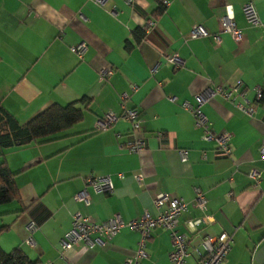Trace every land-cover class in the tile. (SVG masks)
Wrapping results in <instances>:
<instances>
[{
  "label": "crops",
  "instance_id": "1",
  "mask_svg": "<svg viewBox=\"0 0 264 264\" xmlns=\"http://www.w3.org/2000/svg\"><path fill=\"white\" fill-rule=\"evenodd\" d=\"M248 1L257 23L241 10ZM160 2V12H154ZM224 5L242 32L239 42L226 33H220L219 43L212 40ZM150 17L155 24L144 32ZM195 24L206 34L189 37ZM78 41L87 45L82 57L69 49ZM166 55H176L177 64L165 62ZM106 67L111 71L100 78ZM237 79L238 91L253 104L251 115L219 93L200 106L210 127L231 134L230 152L218 156L212 142L200 139L202 128L182 101L195 104L196 94L229 88ZM121 92L126 96L119 102ZM69 101L79 102L80 121L48 140L10 146L0 155L19 194L18 201L0 205V249L18 247L40 264H125L138 239L125 226L103 247L76 241L62 249L72 214L87 213L95 221L113 212L124 219L144 211L154 216V193L167 191L189 209L179 230L188 231L186 220L194 216L212 217L189 231L190 243L224 230L231 240L220 264H264V159L258 153L264 140V0H0L1 106L24 122L51 102ZM133 107L142 118L141 150L124 149L129 123L123 118L91 129L107 111ZM181 147L188 148L184 161L177 153ZM250 169L259 173L256 183L247 175ZM87 173L109 175L112 190L89 191L85 207L72 195L83 188ZM195 189L205 198L204 211L194 206ZM30 221L31 244L25 242ZM190 243L184 264H196ZM170 244L167 230L154 227L137 264H165Z\"/></svg>",
  "mask_w": 264,
  "mask_h": 264
},
{
  "label": "built area",
  "instance_id": "2",
  "mask_svg": "<svg viewBox=\"0 0 264 264\" xmlns=\"http://www.w3.org/2000/svg\"><path fill=\"white\" fill-rule=\"evenodd\" d=\"M101 3L103 0H95ZM130 1V0H126ZM241 10L246 19L252 23H257L258 17L256 15L253 4L248 1L242 4ZM218 30L211 34L214 43H219L220 33H226L234 42H239L242 38L241 30L235 25L231 10L228 5H224L217 15ZM155 24L153 18H148L143 25V31L148 32ZM206 34L200 25H193L189 32V37H197ZM86 43L78 41L69 46L70 51L78 57H82L86 50ZM164 61L168 63L177 64L178 58L176 55H166ZM158 62L150 67V73L156 70ZM111 71V68L106 67L99 70L100 78ZM240 80L237 79L235 84L229 88H222L216 86L213 89H205L196 94L197 102L195 104L189 103L187 100L182 101V107L186 109L193 117L194 124L202 128L200 139L204 142L213 144V152L215 155H227L230 152L228 146V139L230 132L226 130L215 131L209 126L207 117L201 110V103L208 97L215 93L221 94L226 100L232 102L234 106L241 112L251 115L254 111L253 104L249 103L244 97L243 92H239L237 87ZM136 85H130V89L134 90ZM126 96L125 92L118 94V101ZM241 97V100H236V97ZM255 96L257 99L261 97V88L255 87ZM117 118H123L129 123V137L123 144L124 149L131 152L141 150L145 141L140 135V127L142 118L139 116L136 108H124L120 113L107 111L102 118H96L92 122V130H102L109 127ZM177 153L181 161L186 160L188 148H178ZM258 153L264 159V140L261 141L258 147ZM247 175L256 183L259 173L256 169H250ZM140 174H136L139 179ZM112 190V184L109 175H96L87 173L85 176V185L83 188L72 195L74 201H81L85 207L90 204L89 191L98 193H107ZM152 203L158 210L154 216H150L147 211H144L138 217H130L124 219L120 213L113 212L110 216L100 221L91 220L87 213L74 211L72 214L71 227L65 231L60 240L62 249H66L72 245L73 242L81 241L88 247L100 246L103 247L107 241L115 235L123 226L138 233L136 246L131 256L125 258V264H137L140 257L144 255L143 245L146 236L154 227H162L167 230L170 235L171 244L166 252L167 262L165 264H184L185 258L189 254L187 246L190 243L189 231L194 229L199 224L207 223L212 219L210 214H201L186 220V227L188 231H181L178 229L180 217L188 212L187 203L181 199L170 195L167 191H159L154 193ZM205 198L200 190L195 189L194 206L201 211L205 209ZM35 226L32 221L27 224L28 234L25 242L32 243L33 237L31 232ZM230 234L227 231H221L215 235L205 234L200 236L196 243L191 244L192 252L196 264H220L222 259L227 254L230 248ZM50 264V263H46Z\"/></svg>",
  "mask_w": 264,
  "mask_h": 264
},
{
  "label": "trees",
  "instance_id": "3",
  "mask_svg": "<svg viewBox=\"0 0 264 264\" xmlns=\"http://www.w3.org/2000/svg\"><path fill=\"white\" fill-rule=\"evenodd\" d=\"M162 5V2L158 3L154 12H160ZM78 104L77 101H69L64 104L51 102L24 122H18L0 104V155L4 149L10 146L48 140L73 123L80 121L83 110ZM18 199L19 194L13 173L9 170L5 160L0 158V205L4 206L12 201H18ZM3 229L4 227H0V231ZM0 264L40 263L37 260L29 259L18 247H14L8 252L0 249Z\"/></svg>",
  "mask_w": 264,
  "mask_h": 264
}]
</instances>
